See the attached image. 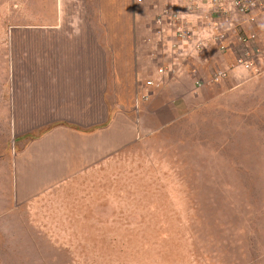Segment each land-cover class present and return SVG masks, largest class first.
<instances>
[{
    "label": "rangeland",
    "instance_id": "obj_1",
    "mask_svg": "<svg viewBox=\"0 0 264 264\" xmlns=\"http://www.w3.org/2000/svg\"><path fill=\"white\" fill-rule=\"evenodd\" d=\"M136 1L121 10V30L147 41L110 52L116 75L138 88L140 140L102 161L82 149L70 170L43 173L39 146H28L47 126L70 123L15 121L13 206L0 219V264H264V0H252L248 16L216 14L197 0L196 19L152 10L178 0ZM86 12L98 17L96 8ZM188 25L190 36L214 41L181 42ZM21 77L38 80L15 81ZM64 107L82 119L77 127L97 126ZM65 134L58 167L74 160Z\"/></svg>",
    "mask_w": 264,
    "mask_h": 264
},
{
    "label": "crops",
    "instance_id": "obj_2",
    "mask_svg": "<svg viewBox=\"0 0 264 264\" xmlns=\"http://www.w3.org/2000/svg\"><path fill=\"white\" fill-rule=\"evenodd\" d=\"M90 2L0 0V219H7L12 213L15 121L70 123L69 127L47 126L38 140L28 146H39L35 161L43 173L58 168L70 170L71 165L79 163L78 159L83 160L78 157L82 149L92 150V157L102 161L140 140L141 126L136 117L140 102L135 97L137 86L134 81L125 86L124 79L116 75L110 52L113 44L126 47L129 43L136 49L135 43L147 41L139 38V34L126 35L121 30V10H133L137 1L93 0L96 4L93 7ZM154 3L153 11L170 7L186 11L192 19L200 17L197 0ZM91 8L97 9V18L88 16L86 11ZM110 20L116 28L112 33ZM192 29L193 25H188L187 36L179 35L180 41L188 46L199 40L190 36ZM158 36L150 40H158ZM205 40L214 41L212 38ZM205 40L199 41L203 44ZM28 74L38 75V80L21 77L15 81L16 75ZM42 90L46 91L45 96ZM118 93H122L121 97ZM70 104L73 112L79 113L85 121H94L97 126L77 127L74 123L82 119L66 112L64 106ZM31 109L41 112L31 113ZM88 111L91 114L87 115ZM65 133L69 134L70 141L63 146H69L70 159L74 160H69V167H58L56 161H60L66 150L60 146L67 140L59 136ZM82 138L86 143L81 142ZM50 174H44L42 179L50 180Z\"/></svg>",
    "mask_w": 264,
    "mask_h": 264
},
{
    "label": "built area",
    "instance_id": "obj_3",
    "mask_svg": "<svg viewBox=\"0 0 264 264\" xmlns=\"http://www.w3.org/2000/svg\"><path fill=\"white\" fill-rule=\"evenodd\" d=\"M254 5L252 0H208L207 2V6L212 8L214 13L221 15L242 14L248 16ZM212 24L218 25L215 21ZM195 36L199 39L200 32L196 33ZM204 36L213 39L212 34L205 33Z\"/></svg>",
    "mask_w": 264,
    "mask_h": 264
}]
</instances>
